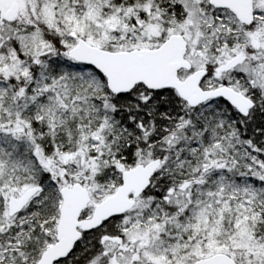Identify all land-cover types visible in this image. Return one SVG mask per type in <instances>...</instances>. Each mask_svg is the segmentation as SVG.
<instances>
[{
    "label": "snow or ice",
    "instance_id": "obj_1",
    "mask_svg": "<svg viewBox=\"0 0 264 264\" xmlns=\"http://www.w3.org/2000/svg\"><path fill=\"white\" fill-rule=\"evenodd\" d=\"M0 264H264V0H0Z\"/></svg>",
    "mask_w": 264,
    "mask_h": 264
}]
</instances>
